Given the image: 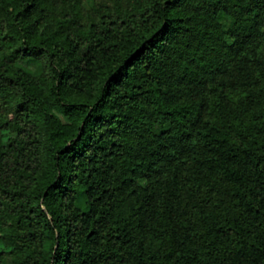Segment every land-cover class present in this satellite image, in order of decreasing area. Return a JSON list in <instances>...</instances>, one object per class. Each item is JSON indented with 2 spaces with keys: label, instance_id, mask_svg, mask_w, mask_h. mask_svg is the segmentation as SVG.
<instances>
[{
  "label": "trees",
  "instance_id": "obj_1",
  "mask_svg": "<svg viewBox=\"0 0 264 264\" xmlns=\"http://www.w3.org/2000/svg\"><path fill=\"white\" fill-rule=\"evenodd\" d=\"M0 264H264V0H0Z\"/></svg>",
  "mask_w": 264,
  "mask_h": 264
},
{
  "label": "rangeland",
  "instance_id": "obj_2",
  "mask_svg": "<svg viewBox=\"0 0 264 264\" xmlns=\"http://www.w3.org/2000/svg\"><path fill=\"white\" fill-rule=\"evenodd\" d=\"M23 68H25L27 71L31 73H38L40 71L39 66L36 63H29L27 65L20 64Z\"/></svg>",
  "mask_w": 264,
  "mask_h": 264
}]
</instances>
